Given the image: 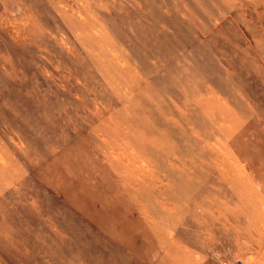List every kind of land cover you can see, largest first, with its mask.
I'll use <instances>...</instances> for the list:
<instances>
[{"label":"rangeland","instance_id":"374dc122","mask_svg":"<svg viewBox=\"0 0 264 264\" xmlns=\"http://www.w3.org/2000/svg\"><path fill=\"white\" fill-rule=\"evenodd\" d=\"M163 257L264 264V0H0V264Z\"/></svg>","mask_w":264,"mask_h":264},{"label":"bare ground","instance_id":"6f19581e","mask_svg":"<svg viewBox=\"0 0 264 264\" xmlns=\"http://www.w3.org/2000/svg\"><path fill=\"white\" fill-rule=\"evenodd\" d=\"M87 35H88V33H87ZM98 63H101V66H104L105 67L104 73L111 80V83L114 85V78L118 75V72H119V70L117 69V66H115V64L113 62H111V61H109V65L104 60H101V62H98ZM124 81H126V79H124ZM122 86H123V88L124 87L126 88V85L124 83H123ZM118 92H120V91H118ZM118 96H119V94H118ZM199 98H201V97H199ZM127 104L129 106V104H131V100H128V103ZM121 140L123 142H125L126 144H129V139L123 137ZM131 157L134 158V159H136V160H131V158H130V161L131 162L135 163V161H136V163H139V164H136V165H134V167L131 168L130 165H129V162L127 161L125 163V165L123 166L124 170L127 171L131 176H134L137 173L136 172V168H139V169L141 168V170H143L144 173L146 174L148 172V167H147L146 162H141V161H144V160H141L140 157L138 155L134 154V153L132 154ZM137 166H139V167H137ZM112 183H114V184H112ZM112 183L108 187L109 188V191L111 192V194H114L115 195L116 199L119 198V194H121L120 198L117 199V200L115 199V200H111L110 201V199H108L107 196L99 197L100 198V201H98V202L100 203V205H102L104 207V209H103V207L101 206L102 207V212L105 215H104V217L103 216H99V214L95 213V210H94V212H92V211L89 210L90 212H92V217L99 223V226H101V229H103L104 232H106L108 234V236H110L117 243H119V241L116 239V234L117 233H119V234L123 233V231H119V229L117 227V226L120 225V221L118 223H114L113 222V220H112L113 211L110 210V209H108V207L109 206H112V208H114L116 210H119V211H122V213H121L120 216L123 218L124 221H126V222L129 223L130 228H131L130 231L132 233H139L141 236L147 238L146 251H147L148 254L154 253L156 251V248L157 247L155 245H153L152 240L150 239L151 237L150 238L148 237V233H147V230H146V223H143V220L144 219L139 217L140 216L139 210L137 208H135L132 204H129L127 202V199L124 197V195H129V196H134V195L131 192L128 193V191H130V190H128L127 187L122 186L120 183L116 182L115 180ZM139 185H140L139 186L140 188L146 186L143 183H139ZM115 186H120L121 188H116ZM119 190H121V192ZM158 191H160V190L158 189ZM152 198H153V196H152ZM109 201L111 203H109ZM96 202H97V200H96ZM135 212L137 213V215H135ZM129 215H135L134 216V219H129L128 218ZM137 229H139L140 231H137ZM135 249H136V251H133L131 249V254H132V256H133V258L135 260L141 261L142 260L141 255L138 253L140 251V248L139 247H135ZM137 253H138V256H137ZM190 256H191V254L189 252L186 253V254H184L183 258H184V260H185L186 263L190 259ZM173 262H177V261H175V260H168L166 257H163L162 258V264H172Z\"/></svg>","mask_w":264,"mask_h":264}]
</instances>
